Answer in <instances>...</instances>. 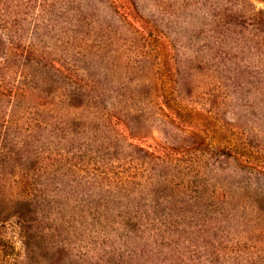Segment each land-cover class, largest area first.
Masks as SVG:
<instances>
[{"label":"rangeland","instance_id":"obj_1","mask_svg":"<svg viewBox=\"0 0 264 264\" xmlns=\"http://www.w3.org/2000/svg\"><path fill=\"white\" fill-rule=\"evenodd\" d=\"M0 264H264V0H0Z\"/></svg>","mask_w":264,"mask_h":264}]
</instances>
